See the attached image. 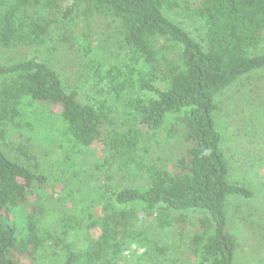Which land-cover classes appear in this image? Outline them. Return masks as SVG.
<instances>
[{
	"label": "trees",
	"instance_id": "trees-1",
	"mask_svg": "<svg viewBox=\"0 0 264 264\" xmlns=\"http://www.w3.org/2000/svg\"><path fill=\"white\" fill-rule=\"evenodd\" d=\"M0 55V264H130L134 245L236 264L229 199L264 192V0H0ZM241 81L248 183L217 127Z\"/></svg>",
	"mask_w": 264,
	"mask_h": 264
},
{
	"label": "rangeland",
	"instance_id": "rangeland-1",
	"mask_svg": "<svg viewBox=\"0 0 264 264\" xmlns=\"http://www.w3.org/2000/svg\"><path fill=\"white\" fill-rule=\"evenodd\" d=\"M1 58V55H0ZM243 84L244 82L241 81ZM241 83L233 86L231 89L227 90V93L225 95L226 100L223 102L224 109H223V115L218 119L217 121V127L224 135V150L227 154L226 156L231 160V166H232V179L233 180H243V183H248L247 180H255L257 183L264 182V164L260 166L259 173L255 172L254 178L250 179L249 173H251L250 168H254L248 164L241 162V158L246 156V153L250 155V148L251 150H255L254 147L248 145V137L251 129L255 128L254 125L250 129H245L244 125L242 124L241 113L239 111V104L241 101H239V98H242L243 94V86ZM263 120V119H262ZM259 127V123L256 129ZM247 130V131H245ZM261 133L258 134L261 135L262 129L260 131ZM258 136L255 139V142L258 140ZM253 143V144H254ZM264 144V143H263ZM262 144V145H263ZM249 150V152H248ZM49 152L53 153L51 150V147H49ZM85 155L87 157L85 158ZM76 160L79 164L81 162L82 165L80 166L82 168H87L90 166L91 160H89V154L83 153L77 154ZM263 175V176H262ZM262 176V177H261ZM137 181L135 177L130 178V182ZM54 183V181H52ZM61 181L60 183H62ZM54 191H58V193H61L62 190L64 191V188L61 184H53ZM264 192L259 191L256 189V195L254 198L251 199H239L238 197L234 198L231 197L228 202L227 207V214H228V221L230 222V225L234 226L235 231L239 233V240H240V247L237 251V257H236V264H261L260 263V248L259 243L254 236L259 235L264 232V197L262 196ZM250 211H259L262 218H259V216L251 219ZM254 214V213H253ZM173 237L175 236L174 233L171 234ZM166 243H170V245H173V241H170L168 237H164ZM256 249V250H255ZM144 253L143 248H137L135 245L133 246L132 250L128 253L130 264H146V263H139L138 256ZM171 258H170V257ZM168 257L170 258L167 263L168 264H194L193 261H189L187 257V250L185 247L182 251L179 252V254H175L172 256V252L168 254ZM176 259V260H174ZM154 261V260H153ZM158 261V264H160L161 261L158 259H155V263ZM181 261V262H178ZM152 262V264H154ZM162 263V262H161Z\"/></svg>",
	"mask_w": 264,
	"mask_h": 264
}]
</instances>
